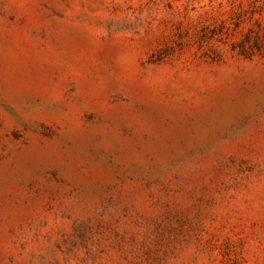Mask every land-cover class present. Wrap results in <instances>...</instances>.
Segmentation results:
<instances>
[{"label":"rangeland","instance_id":"374dc122","mask_svg":"<svg viewBox=\"0 0 264 264\" xmlns=\"http://www.w3.org/2000/svg\"><path fill=\"white\" fill-rule=\"evenodd\" d=\"M0 264H264V0H0Z\"/></svg>","mask_w":264,"mask_h":264}]
</instances>
